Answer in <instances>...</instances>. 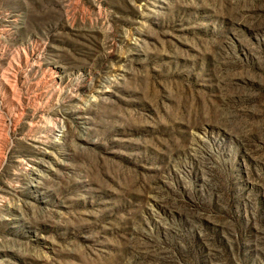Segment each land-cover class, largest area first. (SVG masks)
<instances>
[{
  "label": "rangeland",
  "instance_id": "rangeland-1",
  "mask_svg": "<svg viewBox=\"0 0 264 264\" xmlns=\"http://www.w3.org/2000/svg\"><path fill=\"white\" fill-rule=\"evenodd\" d=\"M0 264H264V0H0Z\"/></svg>",
  "mask_w": 264,
  "mask_h": 264
}]
</instances>
